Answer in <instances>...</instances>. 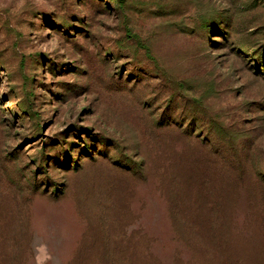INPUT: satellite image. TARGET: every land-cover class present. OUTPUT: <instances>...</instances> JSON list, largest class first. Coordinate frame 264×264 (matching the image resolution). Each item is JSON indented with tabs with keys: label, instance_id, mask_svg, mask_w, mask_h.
<instances>
[{
	"label": "rangeland",
	"instance_id": "obj_1",
	"mask_svg": "<svg viewBox=\"0 0 264 264\" xmlns=\"http://www.w3.org/2000/svg\"><path fill=\"white\" fill-rule=\"evenodd\" d=\"M0 0V264H264V0Z\"/></svg>",
	"mask_w": 264,
	"mask_h": 264
},
{
	"label": "trees",
	"instance_id": "obj_2",
	"mask_svg": "<svg viewBox=\"0 0 264 264\" xmlns=\"http://www.w3.org/2000/svg\"><path fill=\"white\" fill-rule=\"evenodd\" d=\"M125 1L124 0H117L116 1V6H117V8L118 9H122L123 8V6H124V3Z\"/></svg>",
	"mask_w": 264,
	"mask_h": 264
}]
</instances>
